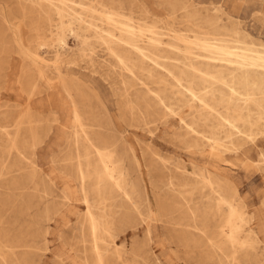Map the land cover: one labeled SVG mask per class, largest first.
<instances>
[{
    "label": "rangeland",
    "instance_id": "obj_1",
    "mask_svg": "<svg viewBox=\"0 0 264 264\" xmlns=\"http://www.w3.org/2000/svg\"><path fill=\"white\" fill-rule=\"evenodd\" d=\"M39 1L0 0V264H264V112L251 107L258 125L235 146L224 132L196 140L179 120L189 94L171 110L135 101L176 78L131 76L94 35L192 37L208 16L264 44V0ZM226 224L236 260L210 244Z\"/></svg>",
    "mask_w": 264,
    "mask_h": 264
},
{
    "label": "bare ground",
    "instance_id": "obj_2",
    "mask_svg": "<svg viewBox=\"0 0 264 264\" xmlns=\"http://www.w3.org/2000/svg\"><path fill=\"white\" fill-rule=\"evenodd\" d=\"M31 1L38 6H42L39 0ZM228 3L233 9L237 7L235 1H229ZM60 9H56L58 14L61 11L63 13V10ZM260 9L257 12L264 14V3L261 4ZM225 14L237 24L241 23L239 18H235L227 12ZM74 15L73 11L72 14H69L71 17ZM194 17L199 19L198 15H194ZM106 21L108 25L116 22L110 17ZM203 22L209 27L208 30L206 29L203 32L189 30L194 35L188 37L182 31L170 29L169 31H173V35L167 41H162L159 37L160 33L155 32L156 30L152 32L153 36L145 41L146 39L143 40L140 31L137 32L135 28L129 26L130 24H123L125 25L123 30H119L113 25L111 29L104 30L103 34L94 35H97V38L103 42L102 44L107 46L117 62L127 72H130V75L131 73L134 74V70H137L148 78L158 77L159 82L162 84H166L164 71L167 75L176 78L179 85L175 86L176 88L172 86L170 89L150 90L144 86L146 89L134 90L135 101L144 102L148 109L159 110H171V103L181 102L182 106L190 100L195 101V107L191 106L184 116L179 117L180 122L185 127L186 134L198 140L200 136H204L206 130L210 131L212 135L224 132L228 143L235 146L239 141V134H245V131L250 132L253 127L258 125L259 119H251V107L264 112V44H255L253 41L255 38L246 32H243L242 35L243 40H245L243 42L229 39L230 35L236 36L240 33L233 26L231 28L224 25L220 26L217 19L213 17L207 16L203 18ZM104 23L106 24V22ZM58 24L60 25V23ZM91 27L93 26L90 23L85 26L87 30H91ZM149 28L151 27L149 26ZM58 43H63V39H60ZM230 43H238L240 46L230 48ZM194 49L202 52L198 55L201 59L192 60ZM179 53H181L182 59L178 57ZM185 69L191 74L189 78L186 76ZM175 71L177 75L174 74ZM186 93L189 94L188 101L184 100ZM91 146V144H86L85 147L89 148ZM72 147L77 149L75 144ZM99 160L101 163L102 159ZM80 168L81 165L78 163L76 165L77 173L83 179ZM226 225V230H222L215 235L217 240L212 241L210 244L216 254L218 253L224 261L236 260L237 251L234 247L236 236L232 235L233 226ZM251 258H249V261ZM246 259L248 260V258ZM236 263L240 262L236 261Z\"/></svg>",
    "mask_w": 264,
    "mask_h": 264
}]
</instances>
